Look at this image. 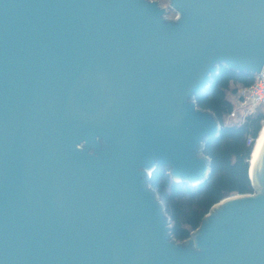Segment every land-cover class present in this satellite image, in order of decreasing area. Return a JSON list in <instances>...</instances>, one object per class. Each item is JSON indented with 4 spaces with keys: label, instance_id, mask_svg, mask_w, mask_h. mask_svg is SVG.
<instances>
[{
    "label": "water",
    "instance_id": "1",
    "mask_svg": "<svg viewBox=\"0 0 264 264\" xmlns=\"http://www.w3.org/2000/svg\"><path fill=\"white\" fill-rule=\"evenodd\" d=\"M168 2L173 20L151 0H0V264H264V133L258 194L214 204L193 248L149 185L209 177L220 125L194 99L221 65L264 74V0Z\"/></svg>",
    "mask_w": 264,
    "mask_h": 264
},
{
    "label": "trees",
    "instance_id": "2",
    "mask_svg": "<svg viewBox=\"0 0 264 264\" xmlns=\"http://www.w3.org/2000/svg\"><path fill=\"white\" fill-rule=\"evenodd\" d=\"M254 77L221 65L210 88L194 99L196 107L210 112L220 125L219 136L204 144L202 149V154L210 161L211 172L207 180L191 186L173 182L160 168L151 173L149 185L165 209L175 242L187 240L210 208L225 197L254 192L247 174L254 145L247 146L246 138H257L264 122V111L258 109L240 123L227 121L233 108L231 98L241 87L251 85Z\"/></svg>",
    "mask_w": 264,
    "mask_h": 264
},
{
    "label": "built area",
    "instance_id": "3",
    "mask_svg": "<svg viewBox=\"0 0 264 264\" xmlns=\"http://www.w3.org/2000/svg\"><path fill=\"white\" fill-rule=\"evenodd\" d=\"M233 108L228 119L240 118V122L258 109L264 111V74L255 75L254 82L246 87H241L232 98ZM256 139L247 136L246 145H254Z\"/></svg>",
    "mask_w": 264,
    "mask_h": 264
},
{
    "label": "rangeland",
    "instance_id": "4",
    "mask_svg": "<svg viewBox=\"0 0 264 264\" xmlns=\"http://www.w3.org/2000/svg\"><path fill=\"white\" fill-rule=\"evenodd\" d=\"M151 1H155L157 2L161 7L165 8L166 11H167V14L165 15V17L169 20H173L175 17H176V13L173 12V10L169 9V2L168 0H151ZM230 99V98H229ZM231 101H232V98H231ZM227 121L229 123H240V118H236V119H227ZM255 194H258L257 191L255 190L254 191ZM237 195V194H236ZM232 196V195H230ZM229 197V196H228ZM181 245H184L185 247H189L191 248L192 245H189L188 244V240L184 241V242H181L179 243ZM193 248V247H192Z\"/></svg>",
    "mask_w": 264,
    "mask_h": 264
},
{
    "label": "bare ground",
    "instance_id": "5",
    "mask_svg": "<svg viewBox=\"0 0 264 264\" xmlns=\"http://www.w3.org/2000/svg\"><path fill=\"white\" fill-rule=\"evenodd\" d=\"M263 133H264V122H263V124H262V126H261V128H260V131H259V133H258V136H257V138H256V141H255V143H254V146H253V149H252V152H251V156H250V158H249V165H250V170H249V172L251 171V166H252V163H253V160H254V157H255V153H256V150H257L258 144H259V142H260V139H261Z\"/></svg>",
    "mask_w": 264,
    "mask_h": 264
}]
</instances>
